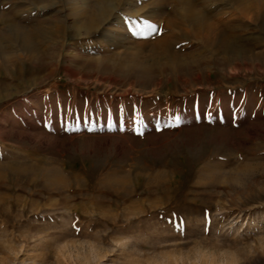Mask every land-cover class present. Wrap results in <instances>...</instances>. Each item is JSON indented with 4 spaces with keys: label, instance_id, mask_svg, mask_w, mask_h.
Returning a JSON list of instances; mask_svg holds the SVG:
<instances>
[{
    "label": "rangeland",
    "instance_id": "1",
    "mask_svg": "<svg viewBox=\"0 0 264 264\" xmlns=\"http://www.w3.org/2000/svg\"><path fill=\"white\" fill-rule=\"evenodd\" d=\"M98 1L0 0V264H264V0Z\"/></svg>",
    "mask_w": 264,
    "mask_h": 264
},
{
    "label": "bare ground",
    "instance_id": "2",
    "mask_svg": "<svg viewBox=\"0 0 264 264\" xmlns=\"http://www.w3.org/2000/svg\"><path fill=\"white\" fill-rule=\"evenodd\" d=\"M120 0H99L98 1V7L96 9V12H93V14H90L89 20L86 21L84 23V30L86 31L87 35L89 34V32L98 27L99 24H101V22H103V20H105V18H108V16H110V13L117 8V4ZM256 5V4H255ZM116 6V7H115ZM254 9V8H253ZM81 13H84L83 11L81 12L78 9H73L71 10V12L68 14L67 18L70 17H77L79 15H81ZM89 13V12H88ZM85 14V13H84ZM66 17V16H65ZM67 21V20H66ZM64 21V23L66 22ZM61 23V22H60ZM64 25V24H62ZM19 27V26H18ZM49 27V26H48ZM21 28V27H20ZM61 28V27H60ZM211 28V27H210ZM57 30V29H56ZM213 30V29H212ZM3 35H7L9 38H12L13 40L16 39L20 44H22L23 47H28L31 39L33 37H31L32 34L26 33V32H21L20 30H18V28L13 27V25H8L6 27L5 30H2ZM47 32V31H46ZM45 32V33H46ZM58 34V33H57ZM42 35V34H41ZM46 35V34H45ZM17 42V43H18ZM22 50V49H21ZM7 58V57H6ZM5 59V58H4ZM7 60L9 61V58H7Z\"/></svg>",
    "mask_w": 264,
    "mask_h": 264
}]
</instances>
